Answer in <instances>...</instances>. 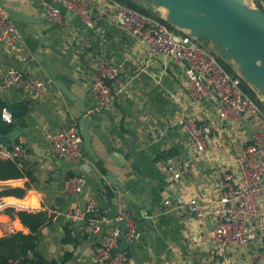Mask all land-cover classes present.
<instances>
[{
    "label": "crops",
    "instance_id": "0c3cea01",
    "mask_svg": "<svg viewBox=\"0 0 264 264\" xmlns=\"http://www.w3.org/2000/svg\"><path fill=\"white\" fill-rule=\"evenodd\" d=\"M3 1L33 21L10 17L21 39L12 46L0 42V102L4 103L0 122H9L10 128L21 126L24 132L16 142L28 150L27 156L17 159L0 156V189L9 185L25 188L22 198L4 197L8 203L21 207H13V212L8 210L11 206L0 208V237L31 232L16 211H45L48 219L37 231L34 249L39 253L37 262L45 259L59 264H87L92 262L94 246L119 228L110 223L108 212L116 217L127 210L135 225L145 217L151 220L141 227L134 252L124 251L127 264H245V249L219 253L204 237L209 224L186 221L179 211L163 204L166 198L174 200L179 194L204 199L218 193L223 171L231 166L233 154L249 137L242 121L220 120L214 98L193 101L184 84V64L149 56L144 42L115 23L114 0H92L90 10L104 18V24L99 25L97 18L91 17L94 26L71 11L65 12V26L47 19L46 3L61 0ZM100 58L122 63L129 84L125 92L113 90L112 107L91 113L88 111L95 99L90 84ZM47 61L55 78L73 98L51 76ZM9 67L43 78L48 84L47 95L29 98L19 88L5 84L3 77ZM86 114L90 123L85 125L95 156L86 150L80 160L59 158L47 137L48 131L73 123L79 125ZM183 116L212 125V140L205 152L191 145L188 133L178 123ZM92 126L112 145L111 149H129L135 143L138 166L151 183L149 212L143 213V206L126 194V190L131 191L141 204L146 198L140 171L131 164L133 158L126 155L121 159L122 165L118 164ZM75 174H83L85 184L81 192L72 196L63 189L66 178ZM103 188L107 190L106 200L100 197ZM58 196L64 198L60 205L55 201ZM90 198L97 200L98 213L108 220L96 230L85 223L82 230L89 232L88 237L76 236L72 229L77 221L69 220L65 213L70 208H85ZM33 251L26 257H32ZM14 264H18L17 259Z\"/></svg>",
    "mask_w": 264,
    "mask_h": 264
},
{
    "label": "built area",
    "instance_id": "2783aa9c",
    "mask_svg": "<svg viewBox=\"0 0 264 264\" xmlns=\"http://www.w3.org/2000/svg\"><path fill=\"white\" fill-rule=\"evenodd\" d=\"M61 3L94 26L90 10L92 0H61ZM46 4V18L65 26L68 19L65 13L51 3ZM114 20L128 34L137 36L147 45L149 56H162L184 64V84L193 101L214 98L220 120H241L244 130L249 131L245 144L233 154L231 166L223 171L215 196L199 199L179 194L174 200L166 198L163 204L179 211L186 221L209 224L210 229L204 237L210 239L219 253L243 248L247 251L243 256L247 259L245 264H264V106L244 87L242 76L226 68L215 49L197 41L188 30L172 27L155 14L140 11L119 0H114ZM20 39L21 33L15 22L0 6V42L12 46ZM3 81L33 99L44 98L48 92V84L43 78L27 75L14 67L7 68ZM128 84L122 63L98 59L90 84L95 103L88 112L112 107L113 90L125 92ZM178 123L188 133L193 148L205 152L212 140V125L186 116L181 117ZM47 137L59 158L80 160L85 156L86 149L77 123L50 130ZM27 155V147L22 143L15 142L11 146L0 144V156L17 159ZM84 184V175L75 174L66 178L63 191L76 195ZM100 197L107 199L105 188L101 190ZM8 206L21 207L1 198L0 208ZM65 214L76 221L84 220L92 230L108 220L107 216L98 213L95 198H90L85 208H70ZM116 218L128 221L126 237L131 242L135 227L133 216L123 210ZM119 234L120 229L115 228L104 236L94 246L92 262L87 264H127L126 254L118 250Z\"/></svg>",
    "mask_w": 264,
    "mask_h": 264
},
{
    "label": "water",
    "instance_id": "95a60500",
    "mask_svg": "<svg viewBox=\"0 0 264 264\" xmlns=\"http://www.w3.org/2000/svg\"><path fill=\"white\" fill-rule=\"evenodd\" d=\"M142 2L150 11H156L157 8L166 10V21L172 26H176L189 31L197 41L206 45L207 40L211 41V46L219 51V55L236 65L235 72L240 74L242 78L250 85L255 86L259 90H264V9L259 6L260 0H137ZM53 6L58 7L63 13L68 12L66 7L58 2L53 1ZM0 6L16 21L32 22L33 18L20 11L13 10L4 5V1L0 0ZM73 15L75 13L71 11ZM91 16L97 18L99 25L104 24V18L100 17L97 12L91 9ZM47 70L51 76L55 78L47 61ZM46 79V78H45ZM55 81L59 87L70 98L72 94L59 82ZM90 120L84 115L79 120L80 133L83 139L84 146L89 154L95 156V150L92 145L91 135L85 123ZM248 129H250L247 124ZM95 132L105 141L106 146L110 149L109 153L118 164L122 165L121 159L126 155L131 156L132 167L140 171L138 166L139 155L135 143H131L129 149L117 148L111 149L104 136L92 126ZM24 130L21 126H13L10 128V123L0 122V144L11 146L23 134ZM140 184L145 188V200L141 204L136 200L131 191L126 190V194L130 200L143 206V213L150 211L149 196L151 192V183L146 180V175L139 172ZM25 193V188L21 186H6L0 189V199L6 196H16L22 198ZM74 196V194H72ZM56 203L62 204L64 198L56 197ZM127 211V210H125ZM110 223L116 225L120 229L119 245L120 251L130 250L134 252L137 242V235L144 224H150V218H144L136 223L134 227V238L131 242L128 241L126 233L128 230V221L125 219H117L112 212H108ZM149 216V215H148ZM69 220L71 216L67 217ZM84 220H78L73 224V232L76 236L88 237L89 232H84L82 226ZM39 253L34 250L32 257H26V260L37 262Z\"/></svg>",
    "mask_w": 264,
    "mask_h": 264
},
{
    "label": "trees",
    "instance_id": "16d2710c",
    "mask_svg": "<svg viewBox=\"0 0 264 264\" xmlns=\"http://www.w3.org/2000/svg\"><path fill=\"white\" fill-rule=\"evenodd\" d=\"M119 1H122L140 11L154 14L153 11H150L146 6H143L136 0H119ZM262 2L263 0H260L258 4L264 9ZM160 19H162L167 24H169L165 18L160 17ZM169 25L172 26L171 24ZM223 63L226 66V68L230 70L231 73L236 74L235 71L229 69L230 67L227 66L225 61ZM243 85L252 95V97L261 105L262 103L255 96L253 87L250 84H248L245 80H243ZM3 107H4V103L0 102V121L2 120L1 110ZM18 176H21V174L19 173ZM8 210L10 212L15 211L13 207H10ZM16 212L20 217V219L22 220V222L31 229V232L23 233L22 231H18L9 236L0 237V264H14V261L16 259L18 261V264H35L32 261L25 260V257L28 255L30 251H33L37 247V241L39 237L37 231L41 227V225H43L45 221L48 219L47 213L45 211L28 212L27 210H18ZM37 264H59V263L56 262L55 260L49 261L45 259H40L38 260Z\"/></svg>",
    "mask_w": 264,
    "mask_h": 264
},
{
    "label": "rangeland",
    "instance_id": "374dc122",
    "mask_svg": "<svg viewBox=\"0 0 264 264\" xmlns=\"http://www.w3.org/2000/svg\"><path fill=\"white\" fill-rule=\"evenodd\" d=\"M138 2H139L140 4H142L143 6H145L142 2H140V1H138ZM263 7H264V5H263ZM153 12H154V14H155L156 16H160V17H162V18H165V17H166V10L163 9V8H157L156 11H153ZM206 42H207V44H208L209 46H211V41H208V40H207ZM216 52H217L219 58H221L223 62L225 61V63L227 64V66L230 67L229 69H232L233 71H235L236 65H235L233 62H231V61H227V60L223 59V58L219 55V51H218L217 49H216ZM229 71H230V70H229ZM251 86H252V85H251ZM252 87H253V89H254V92H255V96H256V98L262 103L261 105L264 106V90H259V89L256 88L255 86H252Z\"/></svg>",
    "mask_w": 264,
    "mask_h": 264
}]
</instances>
